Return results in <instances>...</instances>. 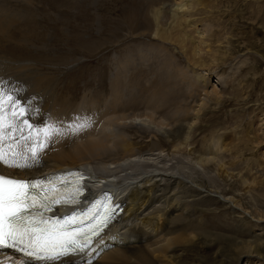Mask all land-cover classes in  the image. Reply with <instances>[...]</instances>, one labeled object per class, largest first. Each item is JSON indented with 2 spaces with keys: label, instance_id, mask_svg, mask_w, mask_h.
<instances>
[{
  "label": "bare ground",
  "instance_id": "bare-ground-1",
  "mask_svg": "<svg viewBox=\"0 0 264 264\" xmlns=\"http://www.w3.org/2000/svg\"><path fill=\"white\" fill-rule=\"evenodd\" d=\"M73 2L77 4L74 15ZM179 7L182 5H176V12ZM61 8H65L64 12H60ZM154 12L155 24L153 20L142 19L147 26L141 33L153 34L165 42L172 37L180 20L176 17L173 27L162 28L159 24L161 7ZM83 13L84 0H0V90L20 101L26 109L23 119H28L32 125L31 130L26 126L23 129L30 139H21V118L13 119L12 107L6 103L0 109L5 124L0 146L6 152L11 149L29 157L27 169L5 166L9 173L24 177L83 167L90 175L86 195L94 197L113 189L116 199L125 201L126 206L109 231L98 237L83 254L73 253L56 261L43 262L4 259L0 264L174 263L169 253L176 247L192 245L201 232L194 228L189 235L183 230L186 223L192 224L197 217L193 198L203 196L215 183L210 167L225 165L218 150L222 136L213 134L207 146L199 145L197 151L189 149L195 134L194 123L200 116L197 102L194 105L189 102L196 97L202 102L210 100L206 91L208 79L189 65L184 67L177 62L174 53L168 54L175 61L165 53L166 60L157 70L162 72L164 68L167 73V83L161 88L157 79L152 83L146 79L149 77L144 67L147 54L142 53L141 64L137 63L135 55L120 58L122 61L114 55L107 61L108 76L100 79L110 90L103 89L96 94L85 91L77 98L71 93V88H75L72 83L77 82L70 75L73 61H76L74 65H79L80 58L72 57L69 42L70 39L72 42V26L75 35L84 27ZM100 20H97L98 25ZM177 28L179 34L174 36L185 47L186 36ZM56 42L61 49L56 48ZM205 43L204 39L200 43L193 41L191 59L197 60V50L201 51ZM206 46L210 51L209 45ZM162 48L160 50L165 51ZM57 54H61L58 61ZM40 56L51 64L68 62L69 67L64 69L58 65L59 70L49 72L50 68L36 63ZM180 85L186 88L187 97L180 98L168 113L164 108L169 97L165 90L167 86ZM83 123L88 126L74 131ZM11 126L17 130L13 132ZM48 126L58 131L46 139L44 129ZM137 138L147 139L148 152L138 147ZM33 144L43 145L37 148L35 160L28 152ZM220 198L236 209V202L223 195Z\"/></svg>",
  "mask_w": 264,
  "mask_h": 264
},
{
  "label": "rangeland",
  "instance_id": "rangeland-1",
  "mask_svg": "<svg viewBox=\"0 0 264 264\" xmlns=\"http://www.w3.org/2000/svg\"><path fill=\"white\" fill-rule=\"evenodd\" d=\"M98 1L84 0V27L76 35L74 26L71 29L70 54L80 58L79 65H74L76 61L72 63L70 77L77 83H72L75 88H71V93L78 98L85 91L95 94L103 89L109 91L110 87L100 79L109 74L107 61L110 57L116 55L122 61L125 56L135 55L137 63L141 64L144 61L142 53L149 58L144 61L149 75L146 79L149 83L157 79L162 88L167 83V73L164 68L162 72L157 70L166 60L165 53H174L176 61L184 67L189 65L208 79L206 91L210 100L202 102L196 97L189 102L190 105L197 102L200 115L194 123L195 134L189 149L197 151L199 145L207 146L213 134L222 136L218 150L225 165L223 168L215 164L210 167L215 183L203 196L193 198L196 199L193 206L197 217L183 228L186 234L192 235L194 228L201 231L200 234L189 247L179 246L169 253L174 263L156 261L153 264H264V0ZM177 4L182 5L178 13ZM76 5L73 2V15L77 12ZM160 7V27H173L178 17L180 25L177 27L187 39L185 47L175 37L179 34L177 27L169 39L171 42L141 33L147 26L143 20L147 18L154 23V11ZM61 9L60 12H64L65 8ZM98 19H101L99 25ZM201 39L206 43L201 51L197 50V60L191 59L193 41L200 43ZM59 44L55 46L61 49ZM29 54L26 53L27 57ZM56 58L58 61L61 54ZM40 60L39 63L35 61L39 65L42 63L43 68H50L49 72L59 70L58 65L64 69L69 67L68 62L51 64L43 57ZM165 94L169 96L164 106L168 113L180 98L187 97L186 88L181 85L167 86ZM147 142V139H136L144 152L150 149ZM214 194L236 202V209Z\"/></svg>",
  "mask_w": 264,
  "mask_h": 264
},
{
  "label": "snow or ice",
  "instance_id": "snow-or-ice-1",
  "mask_svg": "<svg viewBox=\"0 0 264 264\" xmlns=\"http://www.w3.org/2000/svg\"><path fill=\"white\" fill-rule=\"evenodd\" d=\"M12 107L13 119L21 118V139L27 141L30 136L24 135V127L31 130L28 119H23L26 109L20 101L0 90V109L5 104ZM16 109H19L17 112ZM79 124L74 131L87 127ZM12 131L17 129L11 126ZM4 118L0 116V144L4 138ZM51 126L44 129L47 139L57 132ZM42 144H33L28 148L32 160H35L37 148ZM29 157L24 152H8L0 146V165L10 169H27ZM66 183V182H65ZM59 180H23L14 178L0 168V248H14L36 261H56L76 252H83L91 244L97 230L106 225L111 217V209L106 206L102 217H93L96 223H87L75 212L70 215L48 216L54 205H71L77 203L76 197L60 191L56 185ZM64 184H61L63 187ZM79 193V184L76 188ZM86 215V214H82Z\"/></svg>",
  "mask_w": 264,
  "mask_h": 264
},
{
  "label": "water",
  "instance_id": "water-1",
  "mask_svg": "<svg viewBox=\"0 0 264 264\" xmlns=\"http://www.w3.org/2000/svg\"><path fill=\"white\" fill-rule=\"evenodd\" d=\"M216 196H218V195H216ZM218 197H220V196H218Z\"/></svg>",
  "mask_w": 264,
  "mask_h": 264
}]
</instances>
